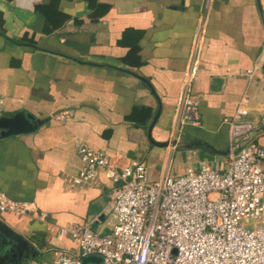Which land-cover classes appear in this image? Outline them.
Listing matches in <instances>:
<instances>
[{"label":"crops","instance_id":"1","mask_svg":"<svg viewBox=\"0 0 264 264\" xmlns=\"http://www.w3.org/2000/svg\"><path fill=\"white\" fill-rule=\"evenodd\" d=\"M260 4L0 0L2 115L25 111L44 120L35 131L0 138V191L36 206L35 217L0 212V219L33 247L28 258L13 264H51L58 252H74L72 238L58 235V227L98 218L94 229L111 230L115 218L108 209L115 184L104 169L87 185L72 183L83 167L76 139L105 151L119 166L156 154L157 163L148 164L154 179L170 165L178 144L186 146L193 137L187 133L216 149L187 147L192 158L179 175L202 161L212 165L228 157L227 119L245 98L248 114L242 122L254 126L249 142L264 145V133H254L264 126V0ZM204 13L205 42L192 83L201 121L195 125L182 115L176 120V106ZM159 110L155 139L176 135L177 145L150 141L148 127Z\"/></svg>","mask_w":264,"mask_h":264},{"label":"built area","instance_id":"2","mask_svg":"<svg viewBox=\"0 0 264 264\" xmlns=\"http://www.w3.org/2000/svg\"><path fill=\"white\" fill-rule=\"evenodd\" d=\"M207 15L200 16L176 106V120L182 115L195 125L201 121L192 83L200 68ZM261 64L248 71L249 77ZM246 101L227 119L231 145L218 167L202 161L173 175L168 165L152 180L144 161L119 166L105 151L76 139L83 167L71 181L82 187L104 169L115 184L108 209L115 222L109 232L94 229L98 218L58 227V235L70 236L76 250L58 252L51 264H83L92 255L101 258L98 264H264V145L249 142L254 126L242 122ZM4 102L0 96V116ZM35 210L34 203L0 191V212L35 217Z\"/></svg>","mask_w":264,"mask_h":264},{"label":"water","instance_id":"3","mask_svg":"<svg viewBox=\"0 0 264 264\" xmlns=\"http://www.w3.org/2000/svg\"><path fill=\"white\" fill-rule=\"evenodd\" d=\"M259 7L261 8L260 0ZM262 69L264 70V63L262 65ZM160 110L156 113L152 123L148 127V137L150 141L159 147H167L170 145H177L181 139H179L176 135L174 139L167 141H158L152 135V130L156 121L159 117ZM44 120L35 118L34 116L26 113L25 111H17L11 115H1L0 116V138L10 135H16L21 133H29L35 131ZM264 130V126L261 127ZM186 143V147L193 146H206L211 148L213 151L216 149L202 140L192 137ZM229 151H226L228 153ZM33 249L31 243L25 239L22 235L15 232L12 228H10L3 220L0 219V256H11L10 259L13 258L15 262L22 257L28 258L31 250ZM101 259L96 256H89L84 258L83 264H87L89 262L100 263ZM0 264H3L2 262Z\"/></svg>","mask_w":264,"mask_h":264},{"label":"rangeland","instance_id":"4","mask_svg":"<svg viewBox=\"0 0 264 264\" xmlns=\"http://www.w3.org/2000/svg\"><path fill=\"white\" fill-rule=\"evenodd\" d=\"M256 135V137H259L260 135H262L264 133V131H260V132H254ZM152 135L154 137V133L152 132ZM188 137L189 136H193L195 137L194 135H190V133H187L186 134ZM155 138V137H154ZM180 138V137H178ZM261 142L264 143V139L261 138L260 140ZM178 149L174 150L170 156V159H169V163H170V172L171 174L175 175L177 173H180L182 171V168L185 169L186 166L188 165V162L190 160L191 155H189L188 153V148L185 146V144H178ZM217 158V157H215ZM227 159V158H226ZM141 161H144L147 165L149 164L150 161H152L153 163H157V156L156 154H153L151 157H148L147 158V161L145 159H140ZM212 165H215L216 167H218L219 165V159H216L215 161H213L211 163ZM160 166V165H159ZM159 166L156 164L154 166V168L158 169ZM214 167V166H213ZM148 168H149V171H150V167L148 165ZM150 178L152 180H154V178H152V175H151V172H150ZM92 256H95V255H92ZM96 257H99V256H96ZM100 258V257H99ZM42 258H38V260H41ZM101 259V258H100ZM101 262V261H100ZM13 264V263H11ZM87 264H97V263H94V262H89Z\"/></svg>","mask_w":264,"mask_h":264},{"label":"flooded vegetation","instance_id":"5","mask_svg":"<svg viewBox=\"0 0 264 264\" xmlns=\"http://www.w3.org/2000/svg\"><path fill=\"white\" fill-rule=\"evenodd\" d=\"M0 258H1V260H0V263L2 262L3 264L5 263H7V264H11V263H16L14 260H13V258L12 259H10L11 258V256H7V255H5V256H0ZM21 260H24L23 258H21V259H19L18 261H17V263L18 262H20Z\"/></svg>","mask_w":264,"mask_h":264},{"label":"trees","instance_id":"6","mask_svg":"<svg viewBox=\"0 0 264 264\" xmlns=\"http://www.w3.org/2000/svg\"><path fill=\"white\" fill-rule=\"evenodd\" d=\"M3 33V32H2Z\"/></svg>","mask_w":264,"mask_h":264}]
</instances>
